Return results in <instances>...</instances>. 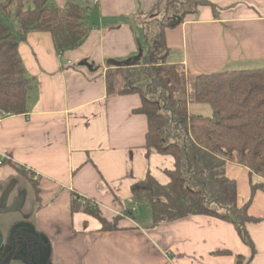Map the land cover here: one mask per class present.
<instances>
[{
	"label": "crops",
	"instance_id": "1",
	"mask_svg": "<svg viewBox=\"0 0 264 264\" xmlns=\"http://www.w3.org/2000/svg\"><path fill=\"white\" fill-rule=\"evenodd\" d=\"M167 1L55 0L60 8L70 2L87 8L86 41L63 56L45 32L29 33L19 45L33 88L28 113L0 119V159L10 157L0 165V264H33L45 244L20 229L13 245L10 232L22 223L45 237L49 264H236L237 255L252 256L236 228L216 218L155 225L142 196L140 185L149 174L169 184L166 173L175 169V158L148 147V119L135 114L140 96L125 93L122 76L109 92L105 74L141 62V19L157 14V5L163 10ZM210 1L216 12L200 7L167 29L169 62L191 77L264 64V0ZM226 170L238 184L239 205L246 204L250 170L233 162ZM76 196L95 204L115 228L105 230L100 220L73 213ZM254 198L249 212L259 222L247 224L256 250L249 264H264V192Z\"/></svg>",
	"mask_w": 264,
	"mask_h": 264
},
{
	"label": "trees",
	"instance_id": "2",
	"mask_svg": "<svg viewBox=\"0 0 264 264\" xmlns=\"http://www.w3.org/2000/svg\"><path fill=\"white\" fill-rule=\"evenodd\" d=\"M206 6L217 10L210 0H168L163 10L155 7L159 15L143 16L146 53L137 66L109 69L106 85L113 92L115 78H125V93L141 98L135 114L148 119L146 144L175 158V169L166 173L169 184L149 174L140 185L154 224L198 215L228 222L252 251L248 259L237 255L236 264H249L256 250L247 224L259 222L249 209L257 191L264 192V68L191 77L182 65L169 62L167 29L177 28ZM86 14V7L73 2L60 8L52 0H0V119L29 111L33 84L20 55L22 41L31 32L52 34L54 48L63 56L88 38L91 25ZM195 103L210 106L212 116L191 114ZM228 162L244 166L251 178L261 180H250L251 196L244 205H239L238 184L227 175ZM18 169L26 176L25 169ZM71 204L73 213L82 211L100 220L105 230L115 228L92 203H80L76 196Z\"/></svg>",
	"mask_w": 264,
	"mask_h": 264
},
{
	"label": "water",
	"instance_id": "3",
	"mask_svg": "<svg viewBox=\"0 0 264 264\" xmlns=\"http://www.w3.org/2000/svg\"><path fill=\"white\" fill-rule=\"evenodd\" d=\"M20 229L23 232H25L26 234L29 233V234H32L33 236H36L37 238H40L46 244L47 241H46V239H45L44 236L38 235L34 231L33 227L30 224H23L22 223V224L15 225L14 228L10 232V238L9 239H10V242L13 245H15V239H16L15 238V236H16L15 232L17 230H20ZM2 243H3V236H2V234H0V246H1ZM45 244L43 246H41L40 250L36 254V257H33L32 258V261L31 262H33V264H49V257H50V254H51V250Z\"/></svg>",
	"mask_w": 264,
	"mask_h": 264
},
{
	"label": "rangeland",
	"instance_id": "4",
	"mask_svg": "<svg viewBox=\"0 0 264 264\" xmlns=\"http://www.w3.org/2000/svg\"><path fill=\"white\" fill-rule=\"evenodd\" d=\"M52 1L55 3V0H52ZM157 15H159V13ZM251 68H264V64L250 62V63L243 64V65L228 66V67L223 68L222 70H236V69H250L251 70ZM189 84H190V82H189ZM189 84H188V86H189ZM190 90H191V86H189V91ZM189 111L193 115L198 114V115H203V116H207V117L212 116V110H211L210 106H207V105L195 103V104L190 105ZM233 163H235V162H233ZM235 164H237V163H235ZM237 165H240V164H237ZM252 181H253V183H258L261 180L257 176H254L252 178Z\"/></svg>",
	"mask_w": 264,
	"mask_h": 264
},
{
	"label": "built area",
	"instance_id": "5",
	"mask_svg": "<svg viewBox=\"0 0 264 264\" xmlns=\"http://www.w3.org/2000/svg\"><path fill=\"white\" fill-rule=\"evenodd\" d=\"M72 62H70L69 61V64H71ZM4 159H10V157L8 156V155H5V154H3L2 155V158L0 159V165H3L4 163H3V160ZM86 200H84V202H85ZM93 205H95V204H93ZM97 205V204H96Z\"/></svg>",
	"mask_w": 264,
	"mask_h": 264
}]
</instances>
